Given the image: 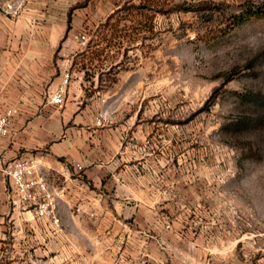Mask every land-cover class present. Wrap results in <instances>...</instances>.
Returning <instances> with one entry per match:
<instances>
[{
    "label": "rangeland",
    "instance_id": "1",
    "mask_svg": "<svg viewBox=\"0 0 264 264\" xmlns=\"http://www.w3.org/2000/svg\"><path fill=\"white\" fill-rule=\"evenodd\" d=\"M127 1L51 0L71 15L97 123L120 144L97 214L63 210L65 189L46 175L37 194L52 206L39 217L11 181L13 207L33 216L1 215L0 264H264V20L223 34L264 0H166L189 10L107 48L98 30Z\"/></svg>",
    "mask_w": 264,
    "mask_h": 264
},
{
    "label": "crops",
    "instance_id": "2",
    "mask_svg": "<svg viewBox=\"0 0 264 264\" xmlns=\"http://www.w3.org/2000/svg\"><path fill=\"white\" fill-rule=\"evenodd\" d=\"M23 1L18 17H3L0 31V107L18 110L0 155L4 162L32 160L58 181L63 210L97 214L95 189L113 168L120 134L97 123L84 77L73 68L80 49L66 16L55 14L51 0ZM66 73L72 79L65 105L56 106L49 99ZM15 198L11 180L0 173V217L13 209L30 219L31 210L13 207Z\"/></svg>",
    "mask_w": 264,
    "mask_h": 264
},
{
    "label": "built area",
    "instance_id": "3",
    "mask_svg": "<svg viewBox=\"0 0 264 264\" xmlns=\"http://www.w3.org/2000/svg\"><path fill=\"white\" fill-rule=\"evenodd\" d=\"M23 0H0V31L3 28V17H18L23 8ZM71 82V75L66 73L62 85L50 97L49 102L56 106L65 105L67 89ZM18 110L14 108L2 109L0 107V140L11 134V127ZM82 168L79 167V170ZM0 173H3L14 184L24 203L36 206V214L45 217L50 213L52 201L38 199L37 192L47 191V177L40 172L39 166L32 160L15 159L4 162L0 155ZM58 222V220H56Z\"/></svg>",
    "mask_w": 264,
    "mask_h": 264
},
{
    "label": "trees",
    "instance_id": "4",
    "mask_svg": "<svg viewBox=\"0 0 264 264\" xmlns=\"http://www.w3.org/2000/svg\"><path fill=\"white\" fill-rule=\"evenodd\" d=\"M128 0L124 6L110 15L98 30V38L106 40L108 47L111 48L122 46V43H117L118 38L130 37L129 42H135L140 36H152L155 30L154 20L158 14H169L177 10L186 9L185 7H171L167 4L166 0ZM189 10V9H186ZM252 20H264V2L261 5L248 7L246 10L235 13L228 17V27L223 32L228 35L236 28L244 25ZM69 24L72 23L71 15L68 20ZM129 22V24H124ZM110 34V37H108ZM137 37H133V36ZM150 38V37H148ZM105 53V49L99 51L98 57Z\"/></svg>",
    "mask_w": 264,
    "mask_h": 264
}]
</instances>
